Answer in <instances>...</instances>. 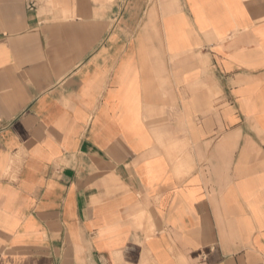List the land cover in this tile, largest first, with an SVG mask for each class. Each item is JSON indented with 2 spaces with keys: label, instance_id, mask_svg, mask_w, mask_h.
Segmentation results:
<instances>
[{
  "label": "crops",
  "instance_id": "crops-1",
  "mask_svg": "<svg viewBox=\"0 0 264 264\" xmlns=\"http://www.w3.org/2000/svg\"><path fill=\"white\" fill-rule=\"evenodd\" d=\"M0 264H264V0H0Z\"/></svg>",
  "mask_w": 264,
  "mask_h": 264
}]
</instances>
